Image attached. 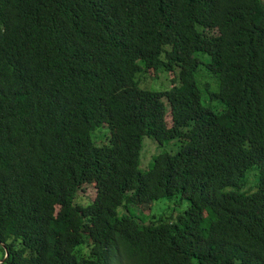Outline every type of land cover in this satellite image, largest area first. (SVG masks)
I'll return each mask as SVG.
<instances>
[{
    "label": "trees",
    "instance_id": "obj_1",
    "mask_svg": "<svg viewBox=\"0 0 264 264\" xmlns=\"http://www.w3.org/2000/svg\"><path fill=\"white\" fill-rule=\"evenodd\" d=\"M0 247L264 264V0H0Z\"/></svg>",
    "mask_w": 264,
    "mask_h": 264
},
{
    "label": "rangeland",
    "instance_id": "obj_2",
    "mask_svg": "<svg viewBox=\"0 0 264 264\" xmlns=\"http://www.w3.org/2000/svg\"><path fill=\"white\" fill-rule=\"evenodd\" d=\"M150 75H154V71H151ZM168 121H170V118H168ZM147 140H151V139H147ZM149 144L150 145H149V148L147 150V153H148L147 154V158H144V160L142 162V168H145V169L148 167L149 162H151V159L153 158V155L157 151V145L155 143H149ZM86 195L95 197L96 191L94 190L93 187L90 186L87 189ZM164 201H168V200H164ZM4 260H5V258H4V249L2 247H0V264H5V263H2Z\"/></svg>",
    "mask_w": 264,
    "mask_h": 264
},
{
    "label": "clouds",
    "instance_id": "obj_3",
    "mask_svg": "<svg viewBox=\"0 0 264 264\" xmlns=\"http://www.w3.org/2000/svg\"><path fill=\"white\" fill-rule=\"evenodd\" d=\"M122 254V258H123V253H121ZM116 263V262H115ZM114 263V264H115ZM120 263V259H119V256L117 257V264H119Z\"/></svg>",
    "mask_w": 264,
    "mask_h": 264
},
{
    "label": "water",
    "instance_id": "obj_4",
    "mask_svg": "<svg viewBox=\"0 0 264 264\" xmlns=\"http://www.w3.org/2000/svg\"><path fill=\"white\" fill-rule=\"evenodd\" d=\"M3 263V262H2Z\"/></svg>",
    "mask_w": 264,
    "mask_h": 264
}]
</instances>
